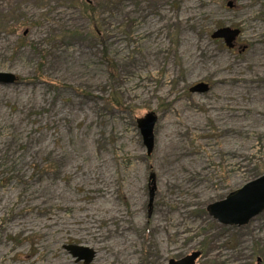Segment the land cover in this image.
Instances as JSON below:
<instances>
[{"label": "rangeland", "instance_id": "obj_1", "mask_svg": "<svg viewBox=\"0 0 264 264\" xmlns=\"http://www.w3.org/2000/svg\"><path fill=\"white\" fill-rule=\"evenodd\" d=\"M84 1L0 0V264H264V212H207L264 174V0Z\"/></svg>", "mask_w": 264, "mask_h": 264}, {"label": "water", "instance_id": "obj_2", "mask_svg": "<svg viewBox=\"0 0 264 264\" xmlns=\"http://www.w3.org/2000/svg\"><path fill=\"white\" fill-rule=\"evenodd\" d=\"M231 7L232 4L228 3ZM240 30L230 27L220 28L212 35L213 39H223L228 48L235 47V41L240 35ZM17 77L11 73H0V83H14ZM209 89L207 84L200 83L191 88L193 93H205ZM157 116L154 113L147 114L138 120L143 142L147 148V154L151 155L154 148V126ZM1 169V166H0ZM155 187L150 192V201H153ZM207 212L214 220L225 226H244L252 219L264 212V174L256 180L249 182L241 189L230 193L226 199L208 206ZM65 249L77 260L90 264L94 261L96 252L81 245H67ZM200 252H193L181 260L171 261L170 264H197Z\"/></svg>", "mask_w": 264, "mask_h": 264}, {"label": "bare ground", "instance_id": "obj_3", "mask_svg": "<svg viewBox=\"0 0 264 264\" xmlns=\"http://www.w3.org/2000/svg\"><path fill=\"white\" fill-rule=\"evenodd\" d=\"M196 50H197V52H199V55L200 56H203L205 59H207V58H209V57H211L212 56V54L213 53H210V52H208L207 50H208V47L207 46H205L204 44H202V42L198 39L197 40V42H196ZM193 55V57L196 55L195 53H192ZM238 73H240L239 72V70H237V69H235L234 71H233V74H234V76H231V77H229V81L230 82H233V83H231V87H236L237 85H233L234 83H237L238 82V84L242 87L243 85L244 86H246V85H248V84H250V83H252L253 81H252V77H248V76H239L238 75ZM230 84V83H229ZM227 86H228V83H227ZM229 97V96H228ZM261 97V96H260ZM262 99H264V96H262ZM255 111H253V114H258V110L257 109H254ZM262 114L264 115V111H262ZM166 126V125H165ZM164 136H166L165 135V132H164ZM109 233H112V231H108ZM114 233H115V231H114ZM118 234H119V232H118ZM110 249H112V247L110 246L109 247ZM115 248H116V246H115ZM114 255L115 256H118V258L119 259H121V257H122V255H123V249H122V246H118V248L117 249H114ZM124 262V261H123ZM125 263H127L128 264V261H125ZM60 264V263H59Z\"/></svg>", "mask_w": 264, "mask_h": 264}, {"label": "trees", "instance_id": "obj_4", "mask_svg": "<svg viewBox=\"0 0 264 264\" xmlns=\"http://www.w3.org/2000/svg\"><path fill=\"white\" fill-rule=\"evenodd\" d=\"M82 7L85 9L86 13L91 17V21L96 24L98 23V20L96 19V8L95 5H90L88 4L89 2H87V0H85L84 2H82ZM82 8V9H83ZM106 56V60L111 64V60L108 58L107 55Z\"/></svg>", "mask_w": 264, "mask_h": 264}]
</instances>
